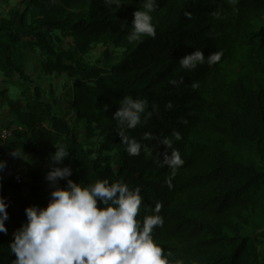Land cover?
<instances>
[{
    "label": "trees",
    "instance_id": "trees-1",
    "mask_svg": "<svg viewBox=\"0 0 264 264\" xmlns=\"http://www.w3.org/2000/svg\"><path fill=\"white\" fill-rule=\"evenodd\" d=\"M155 2V38L142 36L133 52L107 70L89 65L80 54L99 43L134 45L128 35L133 13L144 10L143 0H121L120 7L104 0H20L30 22L19 9L0 21L4 79L29 83L20 59L37 48L44 74L74 81L72 108L85 134L81 142L36 86L21 91L23 100L1 94L10 114L5 127L13 128L1 152H26L48 165L44 173L29 171L21 185H0V197L8 205L5 223L25 224L27 207H47L53 185L45 177L52 167L67 166L70 179L81 186L107 179L140 188L141 222L162 204L164 223L154 229L153 239L173 261L264 264V0ZM54 31L70 37L75 48L56 51ZM195 50L205 57L214 52L222 56L211 66L182 68L179 60ZM125 96L147 101L141 124L125 134L150 154L142 149L130 156L117 134L113 114ZM174 132L181 135L179 141ZM145 134L154 138L144 139ZM97 137H102L101 145L93 141ZM164 137L185 161L174 176L161 166ZM54 145L69 152L60 165L51 161ZM169 177L171 187L165 183ZM66 185L60 180L56 186ZM12 241L0 233V264L16 259L9 249Z\"/></svg>",
    "mask_w": 264,
    "mask_h": 264
},
{
    "label": "clouds",
    "instance_id": "clouds-1",
    "mask_svg": "<svg viewBox=\"0 0 264 264\" xmlns=\"http://www.w3.org/2000/svg\"><path fill=\"white\" fill-rule=\"evenodd\" d=\"M108 6L120 7L121 0H104ZM144 10L133 13L132 31L128 35L130 43L142 36L155 38L156 26L151 13L157 7L155 0H143ZM127 27V25H122ZM222 53L214 52L205 57L201 50L186 54L179 64L186 70H194L198 65L209 66L221 59ZM175 85L177 81L173 80ZM192 87H198L194 82ZM147 101L125 96L114 112L113 119L118 122L117 134L130 156H138L141 150H150L135 138L125 134L126 130L136 128L142 122L147 109ZM171 108V103L167 105ZM147 117H145L146 119ZM175 140L182 137L174 132ZM145 134L144 139H153ZM166 151L162 154L161 166H167L175 175L185 161L178 150L172 148V140H160ZM56 151L51 155L53 165H60L69 152L63 146L54 145ZM171 149L169 152L168 150ZM14 156L22 153L14 151ZM6 162L0 161V170ZM70 167L54 166L45 179L53 185L47 207L33 205L25 209L27 223L23 224L13 236L9 245L10 253L16 259L12 264H183L173 261L171 254L153 239L156 227H162L164 219L159 215L162 204L157 203L152 215L143 221L137 219L143 204L141 189L130 188L123 181L110 183L105 179L88 186H81L70 179ZM60 180L67 182L66 187H58ZM165 183L171 187V178ZM98 201L101 207H98ZM8 205L0 197V233L7 234L5 222L9 219Z\"/></svg>",
    "mask_w": 264,
    "mask_h": 264
},
{
    "label": "rangeland",
    "instance_id": "rangeland-1",
    "mask_svg": "<svg viewBox=\"0 0 264 264\" xmlns=\"http://www.w3.org/2000/svg\"><path fill=\"white\" fill-rule=\"evenodd\" d=\"M19 3L20 0H0V21L7 19L9 14L15 9H19V12L24 14V21L29 23V15L28 13H24L25 6H19ZM51 33L54 37L52 45L56 51H71L75 48L70 37H66L58 31ZM137 42L138 40L134 42V45H132V43L130 48L113 43H99L94 45L87 53L80 54V57L91 66L107 70L111 66L118 64L127 51L131 49L129 53L133 52L137 47ZM20 62L24 78H27L29 83L19 77L13 78L12 82H7L0 72V96L1 94H5L6 98L23 100L24 96H22L21 91H32L33 86L38 87L41 91L43 100L52 106L55 115L68 125L81 142H84L85 134L83 125L77 121L76 112L72 108V85L74 81L66 75L58 76L55 74H44L41 69L44 57L37 48L21 58ZM3 98L4 97H0V125L5 126L8 123V111L6 107H4L5 98ZM93 141L96 143L99 142L101 145L102 137H97ZM99 147L100 146L95 148L96 152L94 158L98 155L97 150ZM21 158L24 165L19 169V172L23 177L31 170L44 173L48 168L45 161L39 160L26 152H22ZM10 194L11 192L9 191L6 195L9 196ZM22 225L23 224L20 223L15 227L11 221H8L5 223L8 230L7 235L14 239L13 234L19 230Z\"/></svg>",
    "mask_w": 264,
    "mask_h": 264
},
{
    "label": "built area",
    "instance_id": "built-area-1",
    "mask_svg": "<svg viewBox=\"0 0 264 264\" xmlns=\"http://www.w3.org/2000/svg\"><path fill=\"white\" fill-rule=\"evenodd\" d=\"M13 128H6L4 125H0V157L2 147L11 137ZM1 161V160H0ZM25 182L24 177L19 170L6 163V167L0 170V185L3 187L6 183H13L15 185H21Z\"/></svg>",
    "mask_w": 264,
    "mask_h": 264
},
{
    "label": "crops",
    "instance_id": "crops-1",
    "mask_svg": "<svg viewBox=\"0 0 264 264\" xmlns=\"http://www.w3.org/2000/svg\"><path fill=\"white\" fill-rule=\"evenodd\" d=\"M7 120H10V114L9 112H7ZM22 153V152H20ZM22 155L20 156H14L12 154H9L5 151L1 152V157L0 160L6 162L7 164H10L11 166H13L14 168H16L17 170H19L24 164L22 163Z\"/></svg>",
    "mask_w": 264,
    "mask_h": 264
}]
</instances>
